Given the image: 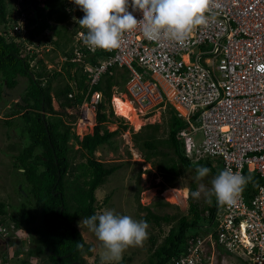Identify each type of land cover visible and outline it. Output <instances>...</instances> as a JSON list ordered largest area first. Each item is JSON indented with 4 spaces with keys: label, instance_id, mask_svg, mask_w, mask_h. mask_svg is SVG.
I'll return each instance as SVG.
<instances>
[{
    "label": "built area",
    "instance_id": "built-area-1",
    "mask_svg": "<svg viewBox=\"0 0 264 264\" xmlns=\"http://www.w3.org/2000/svg\"><path fill=\"white\" fill-rule=\"evenodd\" d=\"M218 3L212 10L214 20L183 43L147 39L137 27L125 34L119 49L93 51L83 43L87 29L81 27L79 47H87L92 57L97 51L106 54L95 64L83 48H75L70 60L84 64L89 89L85 100L68 112L78 116L77 131L94 126L104 95L92 88L112 67L128 69L121 98L147 114L156 107L174 109L186 120L180 141L189 156L209 155L220 159L224 169L257 178L234 203L217 206L211 222L189 239L188 252L174 264H215L219 255L243 264H264V0ZM72 6L70 11L81 12L77 17L83 18L79 6ZM133 14L138 20L143 17L141 11ZM28 25L22 14L15 30L27 34ZM204 44L211 48L198 47ZM199 132L200 141L194 138Z\"/></svg>",
    "mask_w": 264,
    "mask_h": 264
},
{
    "label": "trees",
    "instance_id": "trees-1",
    "mask_svg": "<svg viewBox=\"0 0 264 264\" xmlns=\"http://www.w3.org/2000/svg\"><path fill=\"white\" fill-rule=\"evenodd\" d=\"M8 1L11 0H0V100H4L8 95L7 91L4 94V90L10 91L16 88L22 78H27L21 102L15 101L10 111L4 113L7 117L6 123H12V120L20 118L23 121L21 132L30 139L28 147L24 151L21 150L20 156L24 157L22 167H24V179L28 187L25 190L28 195L27 201L32 202L34 206L33 209H28L23 201L22 209H16L15 206L11 211L9 202L0 200V226H4L8 231L11 230V236L8 238L3 232H0V236L7 238L10 244H15L17 242L11 241L12 236L20 230H26L30 234H42L41 238L36 236V238L29 239V237L25 238V235L20 237V240L25 238L29 245L26 252L22 253V257L19 256L20 253L17 255V259L21 260L22 264H31L33 258H39L35 264H79L78 262L88 264L85 253L91 254V251L76 224L81 217L97 214L95 205L97 189L122 165L108 166L98 159L95 153L100 146L105 144L114 146V137L126 128H132L124 118L116 117L111 105L113 86L116 85L120 90H124L129 71L124 67H112L93 87L94 90L103 92L104 99L99 102L98 122L94 132L81 139L67 123L74 118V115L69 114L66 108L85 100V91L89 87V76L84 69V64L68 60L64 65V73L54 71L53 75L48 74L45 58H43L47 51L38 48L41 43L36 42L39 36L47 35V32L51 36L53 32L61 38L64 37L63 29L52 23L51 19L55 18L60 21L65 19L64 12L68 6L66 1L44 0L42 4L41 1L35 0L36 3L33 6V0H22L21 9L17 6H8ZM22 14H25L29 21L27 34L15 30ZM30 14L31 18L28 17ZM75 14L80 17L81 12H75ZM65 29L68 30L67 27ZM49 41L52 42L51 39ZM76 42L79 44L78 40ZM55 43L60 45L59 40ZM79 46L81 45L63 49L62 53L71 57L75 48L89 51L87 47ZM94 54L92 57L87 52V57H92L91 60L97 64L106 53L97 51ZM31 59H36V63L31 65ZM59 76H62L63 82L54 87L53 82ZM73 80L77 82L80 91L78 90L71 98L68 93L75 89V85L71 84ZM54 98L61 102L59 109L54 107ZM171 111L170 142L167 145L172 147L171 150L184 163L194 169L207 166L215 177L219 171L224 170L222 161L217 158V165L220 168L217 170L213 164V157L209 155L197 164L189 160L185 155L183 141L176 136L178 130L186 127V124L174 109ZM43 113L45 118H43ZM115 122L118 123V127L112 131L109 124ZM147 127L152 130L145 136H141L140 132L136 136L143 140L139 143V148L145 151L146 161L150 162L151 158L157 157L160 152L164 153L159 148L163 140L158 136L159 123L148 124ZM78 152L81 157H86V161L74 163L73 160ZM170 162L171 160L166 157L162 159L161 164L164 172L171 173L170 175L165 174L169 180H172L177 175L179 176L180 172H174L176 166L171 167ZM256 179L255 176L252 180ZM194 190H197L196 183H192L189 187V213L180 216L177 223L171 226L164 240L152 252L151 264H174L178 256L188 252L189 239L203 230L204 226L201 225L203 219L206 218L209 223L213 219L219 205L215 196L210 195L206 207L201 209L197 198L194 199L191 196ZM20 191H24L23 186ZM109 197L108 195L105 200L107 201ZM165 203L169 204L167 201ZM144 208L147 214L143 217L147 222L154 220L159 225L162 221L169 224L178 217L170 214L160 215L149 205ZM203 211L208 212L207 215ZM7 223L12 226L8 227ZM81 244L83 248L79 247ZM154 245L155 240L152 241V246ZM46 248L52 253H47ZM1 253L0 258H3L6 263L9 260L8 252ZM119 264H125V262L121 261Z\"/></svg>",
    "mask_w": 264,
    "mask_h": 264
},
{
    "label": "rangeland",
    "instance_id": "rangeland-1",
    "mask_svg": "<svg viewBox=\"0 0 264 264\" xmlns=\"http://www.w3.org/2000/svg\"><path fill=\"white\" fill-rule=\"evenodd\" d=\"M41 3H44V0H38ZM66 1L68 5L67 15L69 16V21L64 22L57 20L55 18L51 19V22L56 24L57 27H61L64 32V37L57 35L56 33L51 32L52 36L47 32V35H41L37 38L36 42L41 43L39 46L42 47H54L55 50L47 52L43 55V58L48 63L54 65V69L49 70L48 74L53 75L54 71H59L61 69L64 72L62 61H59L62 56L63 49H70L73 45H81V42H76L74 35L78 31V27H74L78 21L77 15L70 11L72 9V0H61ZM35 2V1H34ZM8 6L14 7L17 6L20 8L22 5V0H11L8 1ZM71 4V5H70ZM34 6V3H33ZM10 7V9H12ZM9 8V7H8ZM21 9V8H20ZM68 28V30L65 29ZM52 40L49 41V40ZM60 41L58 46L55 42ZM67 41V43H66ZM66 43V44H65ZM62 47V48H61ZM202 49L208 50L211 48L210 44H204ZM197 49L194 48V51ZM198 51V50H197ZM36 59H31L30 64L33 65L36 63ZM38 70V69H37ZM47 78V77H46ZM48 79V78H47ZM45 81V80H44ZM63 82L62 76L56 78L53 82L54 87H57ZM27 85V78H22L19 85L11 89L10 91L4 90V94L7 96L4 100H0V200H5L9 202L11 211L16 206V209H22L23 201L27 204L28 209H33L34 204L28 202V195L25 192L27 190V184L25 181L24 167H22V160L24 157L20 156L21 150L28 147L30 139L27 135H24L22 131L23 121L20 118L12 120V123H6L7 117L4 112L10 111L13 103L15 101H20L24 96L23 91ZM117 88V86H115ZM119 89V88H117ZM112 102L115 108L116 117L124 116L116 111V98L121 97V94L125 93V90H115L113 92ZM116 94V95H115ZM7 101V102H6ZM21 102V101H20ZM60 102L55 98L53 99V104L55 108L59 109ZM11 107V108H10ZM129 107V106H128ZM130 108V107H129ZM135 109V107H133ZM136 110V118L130 119L127 116L126 119L129 120L132 128L128 127L123 130L120 134L114 137V146L110 144H105L100 146L96 151L95 155L103 161L106 165L113 164H122L113 174H111L106 182L101 185L96 192L97 201L96 209L97 214L102 213L105 210H114L117 214L130 215L136 220H145L144 215L147 214L145 206H150L153 211L156 213L177 215L178 217L172 220L169 224L162 221L161 225L157 224L154 220H151L149 223V235L148 238L140 246H131L124 253L121 261H124L125 264H151L150 256L156 247L164 240L166 235L169 232L171 226L177 223L178 218L182 215L189 213V187L192 183L197 184V190H200L201 195L197 198L200 208L203 209L206 207L208 197L211 195V180L214 176L209 173L208 176L196 179V169L190 167L187 163H184L172 149L170 145H167L170 142L169 136V119L171 116V109L161 110V107H156L154 112L147 114L146 112H141L138 109ZM138 111V112H137ZM159 123L160 127L158 129V136L162 138L163 148L159 147L162 152L158 154L157 157L151 158V161H146L145 151L139 148V143L143 140L141 137L136 136V134L141 133V136H145L152 128L147 127L148 124ZM13 124V125H12ZM117 123L109 124L110 129L113 131L116 129ZM92 130L87 131V129H79L78 134L83 135ZM203 134L199 132L195 139H202ZM169 158L171 160V167H175L174 172H180L179 176L177 175L172 180H169L165 173L170 175L171 173L164 172L162 166V159ZM193 163H198V161L203 160L204 157H199L197 154H194L192 157H188ZM74 163L80 161H86V157H81L80 153H77V157L73 160ZM174 161V162H172ZM191 162V164H192ZM186 166H185V165ZM213 164L218 170L219 165L218 159L213 157ZM170 167V168H171ZM23 169V171H21ZM141 171V172H140ZM172 171V172H173ZM71 172V171H70ZM220 172V171H219ZM139 174L140 177H139ZM74 179V177H71ZM23 186L24 191H20ZM176 191V192H175ZM110 196L106 201V197ZM167 201L169 204L165 203ZM207 211V210H206ZM203 211L205 215L208 212ZM81 217L77 222V227L81 231L86 245H89L91 254L85 253V258L88 264H100V257L104 251L102 243L97 239L95 234L91 232L86 226L81 225ZM209 221L205 218L201 222L202 226H207ZM8 227L12 225L7 223ZM209 230L214 228L209 225ZM14 231V230H12ZM11 232V230H9ZM41 238L42 234H30V238L34 237ZM24 239V238H23ZM21 239V241L23 240ZM155 240V245L152 246V241ZM17 242L15 244L8 245L5 241L0 240V255L1 252H4L8 247L10 251V264H22L21 260H18L17 255L19 253H25L26 248L29 247L26 239L20 242L18 236H14L11 240ZM235 257L228 256L223 257L219 255L216 259L215 264H243L239 260L234 259ZM120 261V262H121ZM119 262V263H120ZM35 264L34 259L32 263Z\"/></svg>",
    "mask_w": 264,
    "mask_h": 264
},
{
    "label": "clouds",
    "instance_id": "clouds-1",
    "mask_svg": "<svg viewBox=\"0 0 264 264\" xmlns=\"http://www.w3.org/2000/svg\"><path fill=\"white\" fill-rule=\"evenodd\" d=\"M72 2L79 6L80 10L85 13L83 18L76 21L77 24L74 25L75 28L78 27V31L74 37L79 41L78 33L81 27L87 29L86 34L83 35V43L93 51L96 49H119L123 43L125 34L135 30L137 27L141 28L143 36L147 39H159L163 37L164 39L183 43L198 27L208 26L215 18L212 11L213 8H219L220 6L218 0H72ZM66 7L64 22L65 20H70L67 15L69 7ZM130 7L133 11H141L143 13L142 19L138 20L133 14V11L129 10ZM38 48L50 53L55 50L54 47L40 46ZM73 54L74 53H72V56ZM71 57L62 53L59 61H62L63 69L65 62L70 60ZM45 63L47 69H54L53 64L48 63L46 60ZM58 70L62 72L61 69L58 68ZM71 84L75 85V87L73 86L75 89L70 93H74L75 95L79 90L77 82L73 80ZM115 86L116 85L113 86V90H119L117 89L118 86L117 88H115ZM92 90L101 91L94 90V88H92ZM70 93H68V96ZM76 105L67 107V112L68 108L75 107ZM111 105L115 111L112 100ZM98 111L95 125L87 130H92V132L83 135L78 134L76 124H74L78 117L76 112H68L74 115V118L67 121V123L72 126L77 136L82 139L85 135L94 132L98 122ZM153 112L154 110L148 114ZM117 117L124 118V116L118 115ZM124 119L126 123L130 124L126 117ZM117 127L118 123L116 129ZM197 134H194V138ZM184 150L185 155L191 157L188 155L185 147ZM21 171H23V169H21ZM210 171L211 169L207 166L198 167L196 169V179L199 180L208 176ZM251 180L252 177L250 175L245 176L239 171L226 168L220 171L211 180L212 187L210 193L215 196L218 204L230 205L236 201ZM200 195V190L191 192V196L194 199L199 198ZM81 225L86 226L102 243L104 251L100 257V264H119L122 260L123 253L129 247L142 245L149 235V223L146 220H136L130 215L117 214L114 210H105L100 214L84 217L80 221V226ZM0 229H2L0 232L6 233L7 238L11 236V232L4 226H0ZM19 232L21 233L19 234ZM19 232L13 234L14 236H18L19 240L20 237H24L23 235H25V238L29 237L30 239V232L26 230H20ZM14 236H12V238ZM7 238L2 237L0 240L5 241L8 245L9 241ZM79 247L83 248V245L81 244ZM5 251L8 252L10 258L11 255L8 247ZM19 256L22 257L23 254L20 253ZM33 259L35 263L39 260V258ZM3 260V258H0V264H10L9 260L6 263Z\"/></svg>",
    "mask_w": 264,
    "mask_h": 264
},
{
    "label": "bare ground",
    "instance_id": "bare-ground-1",
    "mask_svg": "<svg viewBox=\"0 0 264 264\" xmlns=\"http://www.w3.org/2000/svg\"><path fill=\"white\" fill-rule=\"evenodd\" d=\"M217 62H218V60H217ZM119 97V96H118ZM61 103V102H60ZM59 103V104H60ZM115 103H116V111L118 110V112L120 113V114H122V115H124V116H127V117H129L130 119H134V118H136L137 116V114H136V110H134V108H133V105H132V103L130 102V101H128V100H126V101H123L121 98H116V101H115ZM130 108H129V107ZM138 112V111H137ZM141 112H144V111H141ZM180 119L185 123L186 122V120L185 119H183L182 117H180ZM183 129V127L182 128H180L179 130H178V132H177V138L180 140V139H182V138H180V132H181V130ZM254 161H255V159H254ZM250 176L252 177V179L253 178H255V174L254 173H251L250 174ZM251 190H253L252 188H250L249 189V191H251ZM176 192V191H175ZM179 257V256H178ZM181 263V262H180Z\"/></svg>",
    "mask_w": 264,
    "mask_h": 264
},
{
    "label": "water",
    "instance_id": "water-1",
    "mask_svg": "<svg viewBox=\"0 0 264 264\" xmlns=\"http://www.w3.org/2000/svg\"><path fill=\"white\" fill-rule=\"evenodd\" d=\"M33 3H34V5H35V2H34V0H33ZM33 76L35 77V75L33 74ZM5 86H6V84L4 85V88H5ZM43 118H45V114L43 113ZM79 264H81L80 262H79Z\"/></svg>",
    "mask_w": 264,
    "mask_h": 264
},
{
    "label": "flooded vegetation",
    "instance_id": "flooded-vegetation-1",
    "mask_svg": "<svg viewBox=\"0 0 264 264\" xmlns=\"http://www.w3.org/2000/svg\"><path fill=\"white\" fill-rule=\"evenodd\" d=\"M46 250L48 251L47 253H52L51 251H49V249H48V248H46Z\"/></svg>",
    "mask_w": 264,
    "mask_h": 264
},
{
    "label": "snow or ice",
    "instance_id": "snow-or-ice-1",
    "mask_svg": "<svg viewBox=\"0 0 264 264\" xmlns=\"http://www.w3.org/2000/svg\"><path fill=\"white\" fill-rule=\"evenodd\" d=\"M262 70H264V69H262Z\"/></svg>",
    "mask_w": 264,
    "mask_h": 264
}]
</instances>
